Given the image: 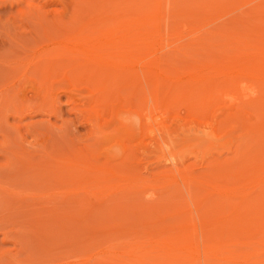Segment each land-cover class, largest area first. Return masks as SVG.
Instances as JSON below:
<instances>
[{
  "label": "rangeland",
  "instance_id": "374dc122",
  "mask_svg": "<svg viewBox=\"0 0 264 264\" xmlns=\"http://www.w3.org/2000/svg\"><path fill=\"white\" fill-rule=\"evenodd\" d=\"M230 1L0 0V264H137L180 227L200 259L178 264H220L213 227L264 201V0ZM124 17L148 45L106 78L83 49Z\"/></svg>",
  "mask_w": 264,
  "mask_h": 264
},
{
  "label": "bare ground",
  "instance_id": "6f19581e",
  "mask_svg": "<svg viewBox=\"0 0 264 264\" xmlns=\"http://www.w3.org/2000/svg\"><path fill=\"white\" fill-rule=\"evenodd\" d=\"M196 3L198 4L201 3L203 7H209L213 5L227 7L231 4V1L230 0H196ZM122 19L123 20L121 21L122 22L121 28L122 30L125 29V31L121 33L119 38L116 37L118 33H115L114 31H112V29L105 31L102 34L108 36L109 38L106 44L107 47L104 52L99 53L96 49L91 51L87 48L83 49L84 53H82V55L85 54L90 58L97 59V62L99 63L98 66L100 68H104L102 72L106 78H109L113 74V69L117 68L118 64L116 61L113 60L114 56L112 55L114 51L116 52V48L118 44L123 43L126 45V48L128 50L126 52H123L122 59H126L128 61L132 60L135 57L137 51H138L137 54H140L139 52L145 51L148 45L147 20L145 18L136 19L133 17H129L127 19L126 17H124ZM143 60L145 61V63H142L143 66L141 67V71H142V75L145 77V74H147L146 73L147 57H144ZM132 66L133 64L128 65L126 69L129 70L128 71L129 73H124L126 78L128 79L132 77L131 76L132 74L130 72V70H133ZM123 120L125 122L130 121L128 117H124ZM144 134L146 135V133ZM261 177L262 178L260 182L263 183L264 175H262ZM245 206L246 205H244L242 209L244 210V212L248 211L249 215H251L252 217L249 225L241 226L242 222L240 220L237 221L234 220L233 223L228 226L213 227V229L216 231L214 233H217L216 239L218 242L215 244V246H213V248H210L207 245L208 252L216 253V255L212 258L213 261L219 262L220 264H264V260H262V258H259V256L256 254L250 253L246 255H241L238 252H236L239 251L240 247H244L246 249L249 248L252 249L255 248L256 246L264 245V229H255V231L254 229H252L253 227L252 224L258 222L259 217L260 218L264 217V201L261 202L260 205L258 204L254 206V204H252L250 207H247V209ZM171 230L172 228L166 229V235ZM206 231L209 232L207 228ZM175 235H177L179 241L177 246L170 243L169 239L172 236L171 237L160 236L157 238L150 235L140 236L141 239H149V241L142 242V244H145V246L141 247L140 259L136 263L137 264H178L180 259L176 258V254L179 252L186 253V255L183 256V259H187L189 261H194V262L198 261L200 259V256L198 255L199 252L198 246L195 245L196 241H194L195 239L194 229L192 227H180L179 231L175 233ZM95 242L96 241H92V242L90 241L88 244H86V246L89 245L90 243L95 244ZM115 244H117V242L112 243L108 241V242H104V244L102 245H105L106 248L109 249L112 246L114 248ZM231 244L234 246L233 249H230L228 247ZM208 256L210 255L208 254Z\"/></svg>",
  "mask_w": 264,
  "mask_h": 264
}]
</instances>
